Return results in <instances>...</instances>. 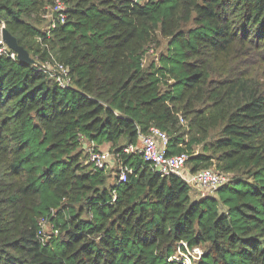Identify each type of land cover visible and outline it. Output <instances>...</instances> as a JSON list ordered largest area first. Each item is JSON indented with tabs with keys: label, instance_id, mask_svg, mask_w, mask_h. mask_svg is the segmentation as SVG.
Listing matches in <instances>:
<instances>
[{
	"label": "trees",
	"instance_id": "1",
	"mask_svg": "<svg viewBox=\"0 0 264 264\" xmlns=\"http://www.w3.org/2000/svg\"><path fill=\"white\" fill-rule=\"evenodd\" d=\"M55 1L0 0V24L72 77L63 88L0 56V264H183L169 260L181 241L203 248L194 264H264V0H60L67 18L48 36ZM152 126L192 172L230 182L193 198L124 151ZM83 139L109 143L127 181L87 163Z\"/></svg>",
	"mask_w": 264,
	"mask_h": 264
},
{
	"label": "built area",
	"instance_id": "2",
	"mask_svg": "<svg viewBox=\"0 0 264 264\" xmlns=\"http://www.w3.org/2000/svg\"><path fill=\"white\" fill-rule=\"evenodd\" d=\"M67 9L66 3L60 0L55 1L53 5L47 7L43 18L48 21V27L46 28L48 36H50L53 28L66 21ZM3 27L4 24H0V56L7 55L13 59H17V53L8 45L3 37ZM35 65L48 72L61 87L65 88L72 84L69 68L65 64L56 61L55 58L49 59L46 62L38 61ZM82 141L87 163L91 164L94 169L107 171L110 164L118 162L119 167L115 178H117L118 182L127 181L128 175L133 172L131 167L122 163L110 149H102L95 141L87 139H83ZM140 142V146L131 144L126 146L124 151L128 153L141 152L145 160L151 164L153 170L162 176L176 175L181 177L191 187L199 189L201 192L199 198L215 196L217 191L231 180L232 175L230 173L214 167L203 168L195 172L185 170L189 154L185 151L177 154L170 153L169 135L157 126H152L146 133H141ZM114 195H116L115 192ZM40 226V235L42 236V240L45 241L49 237L48 234L52 232L51 225L46 218H42ZM53 233L55 235L59 234L58 230H55ZM202 255V247H191L187 241H181L175 253L169 257V260L180 261L183 264H192L193 260L200 259Z\"/></svg>",
	"mask_w": 264,
	"mask_h": 264
},
{
	"label": "rangeland",
	"instance_id": "3",
	"mask_svg": "<svg viewBox=\"0 0 264 264\" xmlns=\"http://www.w3.org/2000/svg\"><path fill=\"white\" fill-rule=\"evenodd\" d=\"M48 27V24L46 25V28ZM166 40L165 39H161V44L160 45H152L149 49H148V51H147V53H146V55H145V61H146V65H149V63L151 62V61H154V60H157L158 59V56H159V54L160 53H162L165 49H166ZM180 120H181V124L184 126V127H187V120L185 119V118H183V116L182 115H180ZM188 137V136H187ZM104 148V147H103ZM199 150H201V145H195L194 146V152H197V151H199ZM86 162H87V160H86ZM185 170H190V166H189V164L187 163L186 164V166H185ZM107 173L110 175V181L111 182H114L115 181V176H114V173L112 172V170H110V169H108V171H107ZM191 194H192V197L193 198H199L200 196H201V192L199 191V189H197V188H195V187H193L192 186V191H191ZM215 196H217V193H216V195ZM48 228V227H47ZM48 231H49V229H48ZM194 261H196V260H193V263L192 264H194Z\"/></svg>",
	"mask_w": 264,
	"mask_h": 264
},
{
	"label": "water",
	"instance_id": "4",
	"mask_svg": "<svg viewBox=\"0 0 264 264\" xmlns=\"http://www.w3.org/2000/svg\"><path fill=\"white\" fill-rule=\"evenodd\" d=\"M3 37L8 45L17 53L18 59L29 64H37L38 61L31 56L30 52L19 44L18 39L5 26L3 27Z\"/></svg>",
	"mask_w": 264,
	"mask_h": 264
},
{
	"label": "crops",
	"instance_id": "5",
	"mask_svg": "<svg viewBox=\"0 0 264 264\" xmlns=\"http://www.w3.org/2000/svg\"><path fill=\"white\" fill-rule=\"evenodd\" d=\"M141 142L139 141V143L137 145L140 146ZM102 149L104 150H109L110 149V144L109 143H103V144H100L99 145ZM104 147V148H103ZM118 167H119V164L118 162L117 163H113V164H110L108 169L112 170V172L114 173V176H116V173H117V170H118ZM107 169V171H108Z\"/></svg>",
	"mask_w": 264,
	"mask_h": 264
}]
</instances>
